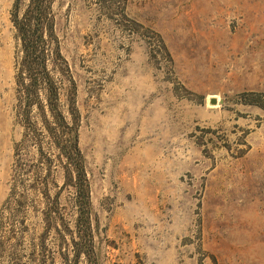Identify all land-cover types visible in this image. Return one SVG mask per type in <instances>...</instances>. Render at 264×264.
Listing matches in <instances>:
<instances>
[{"label": "rangeland", "instance_id": "374dc122", "mask_svg": "<svg viewBox=\"0 0 264 264\" xmlns=\"http://www.w3.org/2000/svg\"><path fill=\"white\" fill-rule=\"evenodd\" d=\"M12 4L0 0V212L22 132ZM52 10L90 185L92 251L77 264H264V110L243 103L264 100V0H54ZM60 203L73 232L68 190ZM17 249L24 262L26 244Z\"/></svg>", "mask_w": 264, "mask_h": 264}, {"label": "trees", "instance_id": "16d2710c", "mask_svg": "<svg viewBox=\"0 0 264 264\" xmlns=\"http://www.w3.org/2000/svg\"><path fill=\"white\" fill-rule=\"evenodd\" d=\"M53 1L27 0L23 6V0H13L10 11L16 40L13 116L22 132L14 146L10 191L0 212V264H56L57 259L58 264H77L81 256L88 260L92 251L90 185L79 148L76 83L61 52ZM157 37L171 66L172 59ZM244 96L248 97L244 104L264 110V100ZM62 189L72 197L73 232L60 213ZM59 225L67 231L60 238ZM51 234L59 250L48 249ZM23 244L24 262L17 254Z\"/></svg>", "mask_w": 264, "mask_h": 264}, {"label": "water", "instance_id": "95a60500", "mask_svg": "<svg viewBox=\"0 0 264 264\" xmlns=\"http://www.w3.org/2000/svg\"><path fill=\"white\" fill-rule=\"evenodd\" d=\"M212 103H214V100L212 101Z\"/></svg>", "mask_w": 264, "mask_h": 264}]
</instances>
